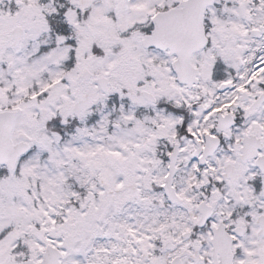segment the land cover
Instances as JSON below:
<instances>
[{
  "label": "snow or ice",
  "instance_id": "1",
  "mask_svg": "<svg viewBox=\"0 0 264 264\" xmlns=\"http://www.w3.org/2000/svg\"><path fill=\"white\" fill-rule=\"evenodd\" d=\"M0 264H264V0H0Z\"/></svg>",
  "mask_w": 264,
  "mask_h": 264
}]
</instances>
